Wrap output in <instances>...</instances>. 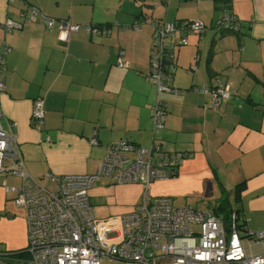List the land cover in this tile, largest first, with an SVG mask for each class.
<instances>
[{
  "label": "crops",
  "instance_id": "1",
  "mask_svg": "<svg viewBox=\"0 0 264 264\" xmlns=\"http://www.w3.org/2000/svg\"><path fill=\"white\" fill-rule=\"evenodd\" d=\"M104 2L0 0V48L11 49L3 57L0 121L15 135L28 174L54 191L48 173L94 174L112 144L158 145L186 157L176 176L151 184L148 202L167 197L188 206L234 197L247 230L264 231V0ZM29 6L55 27L30 22ZM225 14L239 20L238 33L215 29ZM195 20L205 31L187 34L188 45L176 47L175 91L159 93L149 80L153 23ZM9 21L11 32L5 31ZM63 22L80 27L69 41L58 30ZM94 24L105 29L89 32ZM218 78L231 98L215 107L214 94L204 89ZM37 99L44 102L42 125L32 118ZM159 101L166 107L164 127L155 129ZM241 182L246 188L237 201ZM22 183L8 172L0 175L1 253L28 245L26 212L15 202ZM144 192L138 184L100 180L89 196L97 219L117 222L143 202Z\"/></svg>",
  "mask_w": 264,
  "mask_h": 264
},
{
  "label": "built area",
  "instance_id": "2",
  "mask_svg": "<svg viewBox=\"0 0 264 264\" xmlns=\"http://www.w3.org/2000/svg\"><path fill=\"white\" fill-rule=\"evenodd\" d=\"M37 14L32 9L31 19ZM41 21L49 30L55 27L53 19ZM238 25L236 17L224 15L216 27L238 30ZM153 26L149 80L158 87L159 93H169L175 90L171 80L161 73L164 46L170 45L173 50L186 46L187 34L203 33L205 26L198 20L180 25L155 21ZM12 28L11 21L6 23L5 31L11 32ZM79 28L67 22L58 25L65 41ZM88 31L92 32L90 28ZM10 51L7 45L0 48V91L5 89L3 57ZM216 81L215 87L204 89L214 94L215 107L231 98L225 83L219 78ZM154 109L155 129L163 128L165 105L159 101ZM32 118L38 125L45 123L42 99L34 102ZM90 143L98 144L96 140ZM185 157L182 152L167 151L158 145L143 148L122 140L107 148L94 174L55 177L48 173L47 178L57 183V189L50 191L28 174L15 135L5 131L0 121V173L8 172L23 180L16 190L15 202L26 212L28 245L25 250L30 256L14 262L13 255H0V264H102L103 259L128 264H264V231L249 232L247 238L254 244L250 245L248 254L234 213L226 225L213 212L175 207L171 198L158 197L148 202L151 184L174 177ZM100 180L116 185L142 184L143 202L117 222L97 219L89 191ZM254 246L262 247V253L255 254Z\"/></svg>",
  "mask_w": 264,
  "mask_h": 264
},
{
  "label": "trees",
  "instance_id": "3",
  "mask_svg": "<svg viewBox=\"0 0 264 264\" xmlns=\"http://www.w3.org/2000/svg\"><path fill=\"white\" fill-rule=\"evenodd\" d=\"M14 1L15 0H13V1L9 0V3H14ZM32 9H36L38 11V14L35 16L34 19H31L30 22L33 23V22L37 21V22H40V23L44 24V21H41V19L49 18L40 9H38L37 7H33V6H31V7L29 6L24 12L25 13H31ZM225 15H228V14H225ZM170 23H175V24H179L180 25L181 22H170ZM238 26H239V29L241 30V25H238ZM104 27H105L104 25L94 24V25H91L90 29L92 31L93 30H104L105 29ZM215 29L218 32H220L221 34H231V33H238L239 32V29L238 30H225V29L218 30L216 26H215ZM169 46L165 45L163 50H162L163 60H162L161 73L166 75L171 80V84H172V87H173V82L172 81H173V76H174L175 70L177 68V64H176V60H175V49L173 50ZM173 55H174V58L172 59ZM173 89L175 90L174 87H173ZM165 109H166V107H165ZM178 170L179 169L177 168L176 171H175V176L178 174ZM245 188H246V183L245 182H241L235 187L234 192H235V199L237 201L240 200V196H241L242 192L245 190ZM227 200H228L227 196H223L219 200H217V204H220V205H218L217 208H215L214 212L212 211L217 217H219V216L216 214L217 213L216 210H218V211L225 210L226 205L228 203ZM225 201H226V203H225L226 205L225 204L222 205L221 203H223ZM226 213H227L226 214V221L224 223L226 225H229V221L231 219V214L234 213L236 215V218H237V226H238L239 231L245 233V235L243 237L241 235V237L242 238L249 237V231L247 230V223H246V220L243 217L242 210L240 208L239 209L236 208L235 211H230V212H226ZM24 254H27L26 250L18 251V252H15V253H11V252L9 253V255H13L14 257L22 256ZM0 255H6V254L5 253H1V251H0Z\"/></svg>",
  "mask_w": 264,
  "mask_h": 264
},
{
  "label": "rangeland",
  "instance_id": "4",
  "mask_svg": "<svg viewBox=\"0 0 264 264\" xmlns=\"http://www.w3.org/2000/svg\"><path fill=\"white\" fill-rule=\"evenodd\" d=\"M110 1L112 2V0H110ZM106 3H108V0H106ZM106 3L104 2V4H106ZM111 13H113V10H111ZM111 22L113 23L114 20H112ZM0 175H1V173H0ZM143 182H144V180H143ZM138 185H141L143 187L142 184H138ZM227 199H228L227 200L228 201L227 205L225 204L226 201L223 202V203H221L222 205L223 204L226 205L225 210H223V211L216 210V212H217L216 214L219 216L218 218H220L223 222L226 221V214H227L226 212L235 211L236 208L237 209L240 208L236 204V202H234V197L232 198V202H231V200L228 197H227ZM217 200H218V198L209 197V198H207V200H204L203 202L202 201L201 202H197V203H195L193 205H188V206L189 207H192V208H196V209H198L200 211H204V212H212V211L214 212L215 208H217V207H215V208H213V207L216 205L215 203L217 202ZM218 205H220V204H217V206ZM184 206L185 205L180 204V203H176L175 204V207H184ZM240 233H241L242 237L245 235L244 232H240ZM253 244L254 243L251 240H249L248 238H244L243 239V245H244V247H245V249H246V251H247L248 254H250V245H253ZM262 250L263 249L260 246H258V247L257 246L256 247L254 246V248H253V252L255 254H260L262 252ZM11 253H15V252H11ZM5 254H9V253H5ZM29 258H30L29 254H24L22 256L14 257L12 260L14 262H17V261L27 260ZM102 264H128V263L123 262V261H111L109 259H103L102 260Z\"/></svg>",
  "mask_w": 264,
  "mask_h": 264
},
{
  "label": "water",
  "instance_id": "5",
  "mask_svg": "<svg viewBox=\"0 0 264 264\" xmlns=\"http://www.w3.org/2000/svg\"><path fill=\"white\" fill-rule=\"evenodd\" d=\"M225 231H227V227H225Z\"/></svg>",
  "mask_w": 264,
  "mask_h": 264
}]
</instances>
